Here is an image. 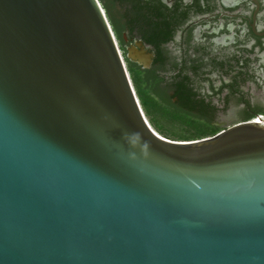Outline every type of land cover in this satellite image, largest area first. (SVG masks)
Wrapping results in <instances>:
<instances>
[{"label": "water", "instance_id": "1", "mask_svg": "<svg viewBox=\"0 0 264 264\" xmlns=\"http://www.w3.org/2000/svg\"><path fill=\"white\" fill-rule=\"evenodd\" d=\"M153 130L98 0H0V264H264V113Z\"/></svg>", "mask_w": 264, "mask_h": 264}, {"label": "flooded vegetation", "instance_id": "2", "mask_svg": "<svg viewBox=\"0 0 264 264\" xmlns=\"http://www.w3.org/2000/svg\"><path fill=\"white\" fill-rule=\"evenodd\" d=\"M146 1L151 22L164 28L148 42L137 25L130 36L124 29L125 58L128 48L143 50L147 67L128 60L155 72L167 94L180 83L198 103L185 109L209 115L203 118L211 128L264 113V0Z\"/></svg>", "mask_w": 264, "mask_h": 264}, {"label": "trees", "instance_id": "3", "mask_svg": "<svg viewBox=\"0 0 264 264\" xmlns=\"http://www.w3.org/2000/svg\"><path fill=\"white\" fill-rule=\"evenodd\" d=\"M124 59L138 104L148 124L159 135L172 140H192L213 135L219 129L207 124L205 113H191L187 109L197 105L193 97L178 82L170 86V94L164 82L155 72L142 69L124 57L122 32L130 36L137 25V34L143 41H151L162 32L161 22H151L150 5L146 0H98ZM154 9V7H153ZM156 11L159 10L155 7ZM154 9V10H155ZM158 12V11H157ZM210 117V116H209ZM168 125L174 127L171 129ZM175 129V127H177Z\"/></svg>", "mask_w": 264, "mask_h": 264}, {"label": "rangeland", "instance_id": "4", "mask_svg": "<svg viewBox=\"0 0 264 264\" xmlns=\"http://www.w3.org/2000/svg\"><path fill=\"white\" fill-rule=\"evenodd\" d=\"M146 119V118H145ZM171 129H174V127L173 126H171V125H168ZM178 128V126L177 127H175V129H177Z\"/></svg>", "mask_w": 264, "mask_h": 264}, {"label": "bare ground", "instance_id": "5", "mask_svg": "<svg viewBox=\"0 0 264 264\" xmlns=\"http://www.w3.org/2000/svg\"><path fill=\"white\" fill-rule=\"evenodd\" d=\"M137 99V98H136ZM144 116V115H143ZM145 118V117H144ZM154 131V130H153Z\"/></svg>", "mask_w": 264, "mask_h": 264}]
</instances>
